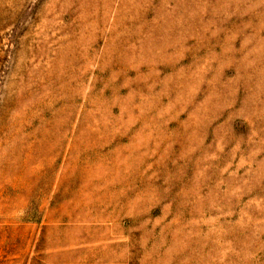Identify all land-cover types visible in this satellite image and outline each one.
I'll return each mask as SVG.
<instances>
[{"label": "rangeland", "instance_id": "374dc122", "mask_svg": "<svg viewBox=\"0 0 264 264\" xmlns=\"http://www.w3.org/2000/svg\"><path fill=\"white\" fill-rule=\"evenodd\" d=\"M0 264H264V0H0Z\"/></svg>", "mask_w": 264, "mask_h": 264}]
</instances>
